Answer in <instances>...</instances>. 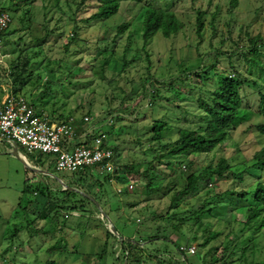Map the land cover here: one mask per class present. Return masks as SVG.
<instances>
[{"label": "rangeland", "instance_id": "374dc122", "mask_svg": "<svg viewBox=\"0 0 264 264\" xmlns=\"http://www.w3.org/2000/svg\"><path fill=\"white\" fill-rule=\"evenodd\" d=\"M144 1H150L154 6L168 5L183 22L184 28L168 38L156 32L143 48L144 44L139 35L141 18L137 15L139 5L129 3L128 0H118L119 9L109 18L87 21L86 19L97 11L100 0H0V4L6 7L11 3L17 4L15 9L7 10L11 22L5 39L0 40L1 83L7 84L10 81L11 88H18L15 92L25 95L37 111L48 114L58 110L62 115L70 114L74 117L77 138H74L73 144L79 145L85 141L83 132L87 133L96 128L106 131L107 145L117 144L119 148L118 154H115L117 165L140 161L144 157L151 158L152 151L149 148L150 144L154 143L149 139L154 118L165 116L171 124L178 118V125L182 127L196 128L204 124L199 118L202 111L194 103L187 99L172 102L171 98H165L170 93L167 91V81L180 73V69L199 68L210 55L208 53H215L217 49L222 52L234 50L235 56L231 58L245 74L247 66L239 54H236L235 46L241 48L248 45L250 35L260 34L264 37V0H239L238 6L231 13L228 12V0ZM197 10L206 12L200 36L196 33ZM213 13L215 17L212 19ZM124 20L131 21L130 27L112 42L115 34L113 30ZM41 28L43 33L47 28L51 32L46 37L43 33L39 34L38 40L37 34ZM75 29L79 38L69 43L66 49L67 38L71 37ZM4 40L8 41L7 45ZM127 45L128 51L125 53ZM146 53L151 61L149 71ZM132 57H135L137 62H131L123 69L124 59L130 60ZM104 60H108V65L101 74ZM26 61L27 66H24ZM219 65L222 67L221 71L228 68V58L220 56ZM148 73L158 76L157 79L161 82L154 85L158 88L156 95H159V98L153 100L152 105L146 103L141 85ZM14 77H17L15 82ZM190 78L191 82L197 81L193 74ZM145 86L152 88L148 83ZM198 91L193 89V95L197 96ZM173 93L175 89L171 92L172 96ZM242 93L244 106L253 110L251 118L231 130L228 139L213 151L188 157L194 163L193 168L198 170L205 167L210 160L214 162L219 158H225L234 164L232 174L223 178L219 185L208 186L197 195L182 199L176 209L179 216H183L202 204L203 199L210 200L208 207L211 209L204 214V224H194V220L184 222L169 237L180 244H194L196 254L187 255V262L182 261L173 244L163 237L143 241L145 258L139 264H163L162 260L165 261L168 257L181 260L179 264H200L203 260L217 257L216 254H207L206 248L198 246L205 227L211 233L221 232L217 238L211 240L210 245L218 243L219 240L226 241V238L231 241V238L241 233L235 242L228 243L229 254H225V261H232L228 264H264V225L256 233L254 231L262 217L246 224V227L243 222L248 204L252 202V194L246 198L237 193L213 196L215 192L217 194L232 189L253 191L258 182L264 184V167L253 166L250 160L256 150L264 147V133L257 129V125L264 124V117L256 113L259 96L253 86L243 88ZM178 96L182 98L181 94ZM123 104H128L130 109L136 112L133 114L123 111ZM108 106L118 109L114 116L120 114L122 118L112 119V125L107 124L111 120L110 116L106 119ZM84 116H88L89 120L87 123H80ZM126 124L130 127L125 128ZM135 128L141 134L140 143L134 142L137 139ZM126 129L132 134L125 136ZM164 134V142L177 137L174 129L165 131ZM164 160L167 159H162ZM168 161L173 163L177 173L186 170L177 159ZM48 162L41 152L29 153L21 146L17 147L16 155L8 144L0 141V264H44L50 259L56 264H123L120 245L115 243L112 236L107 239L105 227L110 228L109 226L113 225L116 233L112 234L119 240L122 238L138 243L141 238L137 228H145L143 224H138L142 220L147 219L151 225L167 224L164 216L154 222L148 219L151 212L160 215L166 211L170 195H162L156 191L145 195L139 183L130 189L132 191H125L128 182L119 184L114 180L109 182L108 187L104 183L103 199L97 198L99 205L108 213L105 216L106 221H111L112 224L102 225L97 219L102 215L95 211L94 206L93 208L85 203L94 214L87 213L86 217H78L77 211L71 213L73 216L62 212L66 220L62 232L55 230L56 232L44 234L25 227L11 236L15 227L25 225L23 218L27 217L28 211L23 206L26 200L20 199L25 183L31 187L36 186L38 182L46 183L52 189L59 190L60 182L57 179L63 178L64 182H67L68 176L55 171ZM159 169L161 172L168 171L164 164L160 165ZM157 174L158 172L152 171V180L158 176L162 183L163 179H159L160 175ZM91 180L88 179L86 185L80 189H92ZM118 187L124 191L113 194L112 191L116 192ZM133 201L136 202L134 207L127 204ZM102 213L105 215V212ZM27 214L31 218L35 217L33 210ZM43 224L44 221L38 219L35 227L39 229ZM60 226L61 222L56 224V228ZM167 229L170 231L171 227L167 226ZM228 231L231 233L226 237ZM194 234L197 239L188 242L189 236ZM58 236L65 238L69 252L55 251L48 254L46 249ZM154 254H158V257ZM132 260L130 259L128 264H134Z\"/></svg>", "mask_w": 264, "mask_h": 264}, {"label": "trees", "instance_id": "16d2710c", "mask_svg": "<svg viewBox=\"0 0 264 264\" xmlns=\"http://www.w3.org/2000/svg\"><path fill=\"white\" fill-rule=\"evenodd\" d=\"M128 1L134 5H139L137 15L141 18V33L139 35L144 44L143 48L151 40V37L156 32H160L164 38H168L174 34H177L184 28L183 22L177 18L175 13L168 5L154 6L150 3V1L145 2L144 0ZM100 2L101 4H99L97 11L94 12L88 19H86V21L89 19H107L117 13L119 9L118 0H100ZM238 3L239 0H228V12L231 13L238 6ZM16 6V3H11L7 7L4 4H0L1 9L6 11L9 8L15 9ZM205 13V11L197 10L196 33L199 36L201 35V32L204 28L203 17ZM214 15L215 13L212 14V19L215 17ZM212 23L213 22H211V25L213 27ZM130 25V20H124L118 24L113 30L115 34L112 42L116 40V37L122 35L130 27ZM7 29L0 34V40L5 39V36L7 35ZM42 30L43 29L41 28L37 34L38 40L39 34L43 33ZM50 32L51 30L47 28V30H44L43 36L46 37V35H48ZM78 38L79 37L77 36V31L75 29L71 37L67 38L65 48L67 49L69 43L76 41ZM248 41L249 44L243 45L241 48H238V45L235 46L237 51V53H235L239 54L242 62H244V64L247 66L245 74L239 69L238 65H236L231 58L235 56L233 52L234 50L222 52L217 49L215 53H208L210 55L199 68L193 70H191L192 68L180 69V73L175 74L167 81L169 83L167 91H170V93L169 96H165V98H171L172 102H178L187 99V101L194 103L197 108L202 111V114H199V118L203 121V125L200 124L196 128L182 127L178 125V118L173 124H171L169 120L165 118V116L154 118L150 128L149 140L154 143L150 144L151 146L149 149L152 151L150 159L144 157L140 161L125 162L123 164L120 163L119 165H116L112 173L95 174L89 168H86L74 174L75 178L67 182L66 188H63L60 184L59 190L52 189L46 183L38 182L34 187H31L25 183L20 199L26 200V204L23 206L24 209H26L28 212L33 210L35 217L31 218L27 214L28 212H26L27 217L23 218L25 225L19 226L20 229L19 227H15L11 236L16 235L17 231L25 227L33 230L34 232H42L44 234L56 232L55 230H57V232H62L65 228L64 223L66 221L62 212H64L66 215L68 214L73 216L71 213L73 211H77L79 212L78 217H86L87 213L94 214L88 204L92 205V207L94 206L95 211L99 215H102L101 218H97L98 221H100L102 225L108 224L109 222L105 219V216L108 213L103 207L99 205L97 201L98 197H102L103 199L104 183H106L108 187L110 186L109 182L111 180H115L116 183L119 184H124L131 181L133 185L139 183L141 185V191L145 193V195H151L154 191L162 195H170V203L166 211L160 215L151 212V216L148 219L149 221L154 222L157 220V218L164 216L168 225H151L148 223L147 219L142 220L138 224H143L145 228L143 230H139V228H137L141 238L140 242L138 243H132L130 240L122 238L119 240L110 232L109 228L105 227V235L107 239L109 236H112L115 239V243L120 245L119 248H121L123 264H128V261L130 259L132 260V258L134 264H139L143 261V258H145V247L142 245L144 243L143 241H151L153 239L164 237V239L170 241L173 244L178 252L180 243L178 241L170 240V234L175 229H177L179 225L184 222H190V220H194V224H204V214L211 209V207H208L210 200L203 199L202 204L198 205L195 209L189 211L186 215L179 216L176 209L178 208L180 201L186 197L197 195L202 189H205L208 186L213 187L217 184L219 185V182L223 178L227 177L229 174H232V168L234 166V164L229 163L225 158H219L214 162L213 160H210V162L205 167L198 170L193 168L194 163L192 160L188 159L189 155L202 153L207 154L213 151L216 147L228 139L231 130L235 129L238 125L247 122L251 118L253 110L244 106V95L242 93L243 88L249 86L254 87L259 96L256 113L264 117V37L260 34H256L254 36L250 35ZM4 42L6 45L8 44L7 40H4ZM234 43L236 44L237 42ZM124 50L125 53L128 51V45L125 46ZM220 56H225L229 60L228 68H225L224 71H221L222 67L219 65ZM146 57L148 61L147 69L149 71L151 61L149 59L148 53H146ZM131 62H137L135 57H132L130 60L125 58L123 62V69ZM27 63V61L24 62V66H27ZM107 65L108 60H104L101 65V74L104 73ZM191 74H193L197 79L196 82H191ZM157 78L158 76L148 73V76H146L142 81L141 85L144 89L143 95L145 96L146 103L148 105H152L153 100L159 98V95H156V90L158 88H155L154 86L155 84L161 83L158 81L159 78ZM13 81H17V77H14ZM1 82L2 81H0V83ZM146 83H148V85L152 88H147V86H145ZM174 89L175 93H173L172 96L171 92L174 91ZM193 89L199 90L197 92V96L193 95ZM17 90L19 89L14 88V91ZM178 94H181L182 98H179ZM140 96H142V94ZM30 103L35 108V105L32 102ZM117 110L118 109L111 108V106L107 107L106 113L108 116L106 119H108L109 116L111 117V120L108 121V124L112 125V119H122L120 114H116L114 116V113ZM122 110L129 111V113L136 112L134 109H130L128 104H123ZM122 110L119 111L122 112ZM47 116L53 121L62 122H67L71 117L70 114L62 115L58 110L49 112ZM80 123L87 122H85L82 118ZM124 127L129 128L130 125L126 124ZM171 129L176 130L177 137L172 141L164 142L163 140L165 138V131ZM257 129L264 133V124L257 125ZM99 130V128H96V130H92V134H87V141L85 142L86 145L90 144V139L93 137V135L97 134ZM135 130V137L137 139L134 140V142L137 141L140 143L141 134L138 133L137 128H135ZM130 133L132 134L131 131H127V129L125 130V136L130 135ZM81 144L84 143L82 142ZM110 148L115 154H118L117 149L119 148L117 144L110 146ZM43 155L46 156L47 160H49L48 164L53 166L52 162H50L49 156L45 154ZM164 158L167 160L162 161ZM174 158L178 160V163L184 165L186 168L185 171H180L179 173L176 172V168H174L173 163L168 161L169 159ZM44 159H42V161ZM250 160L252 161L253 166L264 167V147L256 150ZM162 164L165 165V169L168 171L164 170L161 172L162 170L159 169V166ZM141 165L143 168H141ZM152 171L158 172L160 175L159 179H163L162 183L158 180V176H155V180H152L154 178L152 177ZM88 179H92L90 183L92 189L81 190L80 188L86 185ZM238 179L241 180V177ZM125 191L128 190L126 189ZM112 193L116 194L119 192H115V190H113ZM223 193H237L238 195L243 196V198H246L249 196V194H252V202L248 204L246 217L243 221L245 224L244 226L246 227V224L251 223L261 216V221L254 227L255 233L263 227V183L258 182L253 191H234V189H232L220 191V193L217 194L215 192L213 193V196L217 197V195H221ZM85 203L88 204L85 205ZM127 204L134 207L136 202L133 201ZM20 205L21 204L19 203V206ZM104 206H106V203ZM109 210L111 211L110 208ZM102 211L105 212V215H103ZM38 219L44 221V224L39 229L35 227V223ZM59 222H61V226L56 228V224ZM167 226L171 227L170 231L167 229ZM241 232L243 233V231ZM230 233L231 231H228L225 236L229 237ZM220 234L221 232L211 233L209 229L205 227L203 230V235L201 236L202 241L198 243V246L206 248L207 254H216L218 256H213L208 260H203L200 264H228V262H232L225 261V254H229V251L227 250L229 249L228 243L235 242L237 238L241 236V233L238 235L236 234L233 238H231V241L226 238V241L219 240L218 243L210 245L211 240L213 238H217ZM196 239V234H194L189 236L187 241L191 243V241H195ZM104 244L105 246L107 245V240H105ZM141 247L143 248L141 249ZM233 248L235 249L236 246ZM68 250L69 248L65 238L59 236L56 238L54 243L46 249L48 254H52L55 251L59 253H67ZM155 256L158 257V254ZM99 257L101 258L102 255ZM181 260L187 262V255L181 256ZM181 260L168 257L165 261L162 260V263L179 264V261ZM44 264H56V262L50 259L45 261Z\"/></svg>", "mask_w": 264, "mask_h": 264}, {"label": "built area", "instance_id": "2783aa9c", "mask_svg": "<svg viewBox=\"0 0 264 264\" xmlns=\"http://www.w3.org/2000/svg\"><path fill=\"white\" fill-rule=\"evenodd\" d=\"M10 21L8 11L0 7V34L8 28ZM9 83L1 86L0 141L8 144L10 150L21 146L29 153L38 151L48 155L54 170L68 176L67 182L86 168L95 174L113 172L118 162L114 151L106 143L105 131L100 129L93 135L89 145L85 143L89 132H83L84 144H73L74 138H77L74 117L67 122L51 120L44 111L37 112L25 95L16 93ZM83 120L87 122L89 117L84 116ZM57 180L66 188L67 182L63 178ZM126 188L132 189L133 183H127ZM117 192H122V188L118 187ZM178 252L181 256L194 255L196 246L180 244Z\"/></svg>", "mask_w": 264, "mask_h": 264}, {"label": "crops", "instance_id": "0c3cea01", "mask_svg": "<svg viewBox=\"0 0 264 264\" xmlns=\"http://www.w3.org/2000/svg\"><path fill=\"white\" fill-rule=\"evenodd\" d=\"M3 85V83H0V99H1V95H2V91H1V86ZM13 151H14V153L17 155V148L14 150L13 149ZM18 154L20 155V156H22L23 158H25V156L23 155V154H21V153H19L18 152Z\"/></svg>", "mask_w": 264, "mask_h": 264}, {"label": "water", "instance_id": "95a60500", "mask_svg": "<svg viewBox=\"0 0 264 264\" xmlns=\"http://www.w3.org/2000/svg\"><path fill=\"white\" fill-rule=\"evenodd\" d=\"M109 227H110L109 228L110 232L113 233V234H115L116 231H115L114 227L112 225H110Z\"/></svg>", "mask_w": 264, "mask_h": 264}, {"label": "clouds", "instance_id": "9594fccd", "mask_svg": "<svg viewBox=\"0 0 264 264\" xmlns=\"http://www.w3.org/2000/svg\"><path fill=\"white\" fill-rule=\"evenodd\" d=\"M107 124H108V123H107ZM108 125H109V124H108ZM87 132H88V131H87ZM105 132H106V131H105ZM106 133H107V132H106ZM89 134H92V130H90ZM85 139H86V138H85ZM108 146H109V145H108ZM109 147H110V146H109ZM42 172L46 174V172H44V171H42ZM114 182L116 183V181H114ZM128 183H129V182H128ZM133 186H134V185H133ZM125 189H127V188L125 187ZM122 191H123V190H122ZM109 223H110V222H109ZM109 223H108V224H109ZM110 224H111V223H110ZM110 224H109V225H110Z\"/></svg>", "mask_w": 264, "mask_h": 264}]
</instances>
